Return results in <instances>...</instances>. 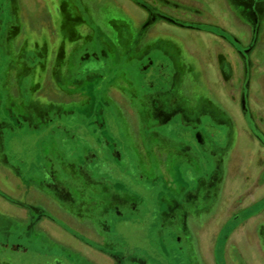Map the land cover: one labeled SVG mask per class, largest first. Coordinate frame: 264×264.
<instances>
[{"label":"flooded vegetation","instance_id":"obj_1","mask_svg":"<svg viewBox=\"0 0 264 264\" xmlns=\"http://www.w3.org/2000/svg\"><path fill=\"white\" fill-rule=\"evenodd\" d=\"M84 1L66 0V4L57 2L58 6L56 4L53 7L59 13L62 9L66 11V7L70 8L68 10L70 12L66 11V17L73 16L72 18L77 21L78 25H76L75 31L76 33L80 32V37L84 33L83 39L88 36L86 32L91 33L93 27H88L90 22L87 17H80L78 12L79 14H88L95 9L89 6L85 7ZM120 2L130 5L138 11L137 17L132 16L140 24L137 34L134 35L136 33L134 25L131 30L133 35H128L127 30L126 43L123 44L122 51L114 47L115 44L112 41L109 43L110 45L102 41L104 46L100 49L97 48L93 52L84 54L81 64L76 68L73 76L70 74V62L64 57L66 46L61 40L48 36L41 38V42L35 41V44L29 38L26 40V43H31L33 46H37L40 42L43 51H47L50 43H55L53 56L47 58L48 63L54 66L49 65V71H46V66L44 67L45 84L52 85V87L49 85L52 91L48 95L45 92L41 98L35 96L34 94L41 83L37 82L35 87L32 68L26 67V64L33 65L35 59L28 58L27 61L22 62L26 76L32 75L31 78L29 77V83L27 82L30 94L27 98L28 102L25 103L26 106L22 107L21 114L13 116L15 121L20 119V125L24 122L28 128L35 127L41 122L48 125L52 134L50 142L53 147H56L57 143L67 145V139L73 138L74 144L68 145V150L63 153L71 163L70 158L73 154H76L79 160L85 157L87 161L91 154V151L87 149L88 145L92 147L98 144L100 157L92 153L93 157L96 155L103 165H108L103 157L111 158L120 164L123 159L119 157V153L112 150L108 143L103 141V137L109 132L104 121V106L101 105L111 104L127 121L126 129L128 133L129 131L131 133L130 149L133 151L135 159H125V162L130 166L131 175L139 178L141 172L148 173L146 171H149L153 175L159 176L157 173L160 171L162 177L173 181L171 178L173 170L179 168V166L173 167V155L176 150L171 143L163 146L160 140V137L162 138L161 130L158 129L159 123L156 119L160 111L162 114L163 110H160L154 101L152 103L148 101L147 106H144V94L137 96L134 85L128 80H124V76L119 77L116 72L112 73L111 70L107 74L108 66H106L105 55L107 54L111 58L109 69L113 68V64L116 63L115 59L121 57V53L127 52H129V57L147 52L151 64L153 59L150 58L152 56L149 54L150 47L153 45L165 46L167 50H173L174 65H177L179 75L188 82V85L185 81L182 84L180 78L176 86L178 89L185 87L186 91L190 81L199 80L193 76L194 64L199 61L198 54L195 47L191 48L187 44L185 46L175 42L174 37L182 38L176 35V31L179 35L181 32L192 31L193 34L202 36L201 40L206 42V49L210 47L208 44L210 40L215 43L223 42L219 46L215 44V47L208 52V57H204L209 64L208 68L214 85L211 87L208 84L207 90L202 88L203 93L200 98L203 103L201 104H205L206 107L207 104L210 105L209 111H214L218 116L222 113L224 116L234 113L240 122L245 125L250 124L264 134V98L262 96L264 94V67H262L264 49L256 51L258 48L256 41L260 39L259 35L264 27V0H224L226 7H222L223 3H220V7H208V9L197 7L198 3L194 0H120ZM89 17L93 20L92 14H89ZM237 19L245 27L238 23ZM200 24H205L210 28L202 29L203 26L200 28ZM215 32L219 35L214 34ZM238 34L241 35V38L237 37ZM226 37L229 38L226 39ZM77 44L74 39V44L69 46L68 50L71 51ZM26 45L20 44L17 51L23 52ZM142 51L144 52L142 53ZM111 53L114 54L115 59L110 55ZM91 57L92 59L89 60ZM212 57L217 65L216 68H214V61H211ZM145 66L143 67L145 68ZM163 66L164 64H159L157 72L161 73ZM98 72H101L99 76ZM26 76L24 77L26 78ZM103 78L108 79L106 84L109 82L106 89H103L104 87L102 88V85H99L97 81ZM117 78L123 80L120 88L114 86ZM10 82V87H13L11 80ZM31 82L34 85H30ZM92 83L96 88L92 86ZM86 88H91V95L87 94ZM127 89L129 93L126 92ZM94 91L96 93L93 96ZM212 92H217L219 97L222 96L228 103V108L223 109L219 102L217 103L218 107L213 108ZM179 94L181 95L180 92ZM97 102L99 104L95 106ZM169 104L168 110L172 109L170 112H178L179 109L184 114L185 120L190 119L189 114L192 113L190 105L181 109L180 106L176 107L173 101ZM164 110L166 111V109ZM246 114L250 123L245 117ZM77 116L86 119L84 124L87 123L84 128L90 134L89 136L82 133L83 127L72 125L69 121L70 118ZM198 116L196 121H199ZM220 120L225 121L222 118ZM231 124L230 127L233 129L235 126ZM24 126L22 125V127ZM10 129L14 131L13 126L12 128L10 126ZM201 136L198 133V137L201 138ZM112 138L114 140L115 137L112 136ZM4 140L5 138L0 132V178L3 177L0 179V245H3L0 247V264H160L159 262L162 260H159L158 254L149 258L152 260L149 262L133 251L123 252L114 249L113 237L110 234L112 227L108 215L110 212L119 214L120 206L130 205V198L134 199L133 193L131 191L127 193L125 184L121 182L125 175L109 174L110 176L105 175L108 178L101 181L93 180L94 178H88L92 164H86L85 175L87 178H84L83 175L72 170V164L61 163V152H58L56 156L59 167L61 164L67 165L65 168L70 173L58 174V165L49 166V163H44L38 170L34 169L35 171L32 173H26L22 171L19 164L9 163L11 160L5 152ZM257 145L260 144L257 143ZM170 148L171 151H169ZM260 149H263L262 145H260ZM128 155L130 154L128 153ZM230 156V153L226 154L227 166ZM126 157L128 156L126 155ZM189 161L186 162V165H191L190 163L193 162L191 159ZM175 164L177 165L178 162ZM187 171L189 168L186 169ZM222 173H227V170L224 169ZM200 182L201 178L196 181L194 187L185 184V187L180 189L183 194L182 201L187 204L184 209L181 201L176 197L171 199L167 197V201L163 203L160 199L158 201L156 213L161 214L167 211L166 214L173 223L174 235L181 219L184 221L183 227L179 229L185 232L187 242L184 249L179 248L180 253L175 257L177 262L179 264H189L190 261L191 264L193 261L197 264H220L221 262V264H250L247 259L239 258L241 251L238 240L244 238V243L247 244L246 240L249 242L248 247L256 246L255 250L260 253L257 258L263 263L264 221L258 225L249 223L250 227L245 226L244 228L245 223L237 224L229 231L232 232L231 237H229V233H225L221 261L219 260L216 239L218 240L222 228L221 222L224 224L225 218L236 214L233 207L240 201L230 195L228 190H226L228 194L225 197V193H223L225 191V174L223 176L220 174L217 179H213L211 183L205 185L203 189L205 192H202ZM259 184L256 182L255 185ZM171 185L173 188L168 191L177 193V184ZM199 193L205 194L203 197L206 202L192 208L195 205L191 206L194 198L198 204ZM133 208L135 209L136 205H133ZM255 226L257 234L259 233L258 236L254 233ZM234 231L236 233L233 234ZM179 239L180 237L177 240ZM165 251L168 254L167 249ZM177 252L174 251L169 256L171 254L175 256ZM13 257H15L14 261ZM164 264H168L167 261L166 263L164 261Z\"/></svg>","mask_w":264,"mask_h":264},{"label":"rangeland","instance_id":"obj_2","mask_svg":"<svg viewBox=\"0 0 264 264\" xmlns=\"http://www.w3.org/2000/svg\"><path fill=\"white\" fill-rule=\"evenodd\" d=\"M194 1L198 3L197 7L201 9L213 8L215 6L218 8L221 6L220 3H223L222 7H226L224 0ZM57 2L59 4L61 2L66 4V0H0V132L5 138V152L9 160H11L9 163L19 164L22 171L26 173H32L35 171L34 169L38 170L44 163H49V166L58 165V174L65 175L67 172L70 173L65 168L67 165L61 164V167H59V161L57 162L58 159L56 157L58 152H61V163L67 162L72 164V170H75L81 176L83 175L84 178H87L85 175V172H87L86 164H92L88 178H94L93 180L101 181L108 178L109 174L125 175L122 177L121 182L125 184L127 193L130 191L133 193L134 199L130 198V205L120 206L119 214L110 212L108 215L112 227L110 234L113 237L114 249H119V251L122 250L123 252H129L128 250L133 251L135 254L146 258L149 262H152L150 260L151 257L158 254L159 260H162L161 262L158 260L160 264H164V261L165 263L167 261L168 264H179L175 257L180 253L179 248L184 249L186 247L187 241L185 232L179 229L183 227V219L179 222L178 230L174 235L173 223L168 218L167 211L161 214L156 213L159 199L163 203L167 201V197L170 199L176 197L181 201L180 203L184 209L187 207V204H185V201H182L183 194L180 192V189L185 187V184H190L194 187L196 181L201 178L200 187L202 192H205L203 190L205 185L211 183L213 179H217L220 174L221 176L225 174V191H223L225 197L228 194L226 190H228L231 193L230 195L239 199L240 203L233 207V211L236 214L225 218L224 224L221 222L222 228L220 229L218 240L215 238L218 258L221 261V250L225 242V238H223L225 233H229L228 235L231 237L232 232L229 231L236 227L235 225L237 224L245 223L244 228L245 226L250 227L249 223L258 225L261 221H264V134L258 128L249 124L247 114L245 117L249 125H245L239 119H236L234 113H231L229 116H224L223 113H220L221 115L218 116L214 111H209L210 105L207 104L206 107L205 104H201L203 103L200 98V95L203 93L202 88L207 90L208 84L211 87L214 85V80L208 68L209 64L204 57H208V52H210L211 48L215 47V44L219 46L223 42L218 43L216 41L217 43H215L210 40L208 43L210 47L206 49V42L201 40V35L193 34L192 31L181 32L179 35L178 31H176V35L182 38L179 39L175 36V42L185 46L187 44L191 48L195 47L199 59L194 64L193 72V76H196L199 80L190 81L186 91L185 87L178 89L176 86L180 78L182 84L185 79L179 75L177 65H174L175 54L172 53L173 50H167L165 46L153 45L150 47L149 51H151L148 52L152 55L150 57L153 59L151 64L147 52L144 54L138 53L139 55L134 57H129V52L121 53V57L116 59L114 54L111 53L110 55L114 56L116 63L113 64L112 69H109L111 58L107 54L105 55L106 66H108L106 68L107 74L111 70L112 73L116 72L119 77L124 76V80H128L134 85L137 96L138 94H144L145 102H142L144 106H147L148 101L150 103L154 101L155 105L160 110H163L162 114L160 111L156 119L159 123L158 129L161 130L162 138L160 137V140L163 146L171 143L174 146V150H176V153L173 155V167L179 166V168L173 170L171 177L173 181L162 177L160 171L157 173L159 176H155L149 171H146L148 173H145V171L141 172L139 178L131 175L129 171L130 166L125 162V159L128 158L130 160L135 159V155L130 149L131 133L130 131L128 133L126 129L127 121L119 115L120 112L111 104H107L106 106L101 105L104 106V121L106 129L109 132V135L106 134L103 137V141L106 144L108 143V146L112 150L119 153V157L123 159L121 163L117 164L115 160L103 157L105 158L103 160L108 164L103 165V162H100L97 158V156L100 157L98 144L92 147L88 145L87 148L91 151V154L94 153L97 156L93 157L90 154V157L86 161L85 157L79 160L76 154H73L70 158L71 163L64 156L66 154L63 153L68 150V145L74 144L75 140L73 138L67 139V145L57 143L56 147H53V144L50 142L52 134L49 131L48 125L41 122L35 127L28 128L22 122V125H25L22 127L19 122L20 119L15 121V118H13L14 115L21 114L22 107L28 102L29 99L27 100V98L30 94L27 82L29 83V77L31 78L32 75L26 76V73L23 71L22 62L27 61L28 58L35 59L33 65L26 64V67L32 68L35 87L37 82L40 81L41 83V86L34 94L41 98V95L45 92L48 95L52 91L49 87L50 84H45L44 67L46 66V71H49L50 64L47 58L52 57L55 50V43L53 42L48 45L47 51L42 50L43 47L41 48L40 42L44 36L56 37L66 46L64 57L70 62V74L73 76L76 68L80 66L81 59L85 53L93 52L97 48L100 49V47L104 46L102 41H105L104 43L108 45L112 41L115 44L114 47L122 51L124 48L123 44L126 43L125 34L127 30L128 35H133L131 30H133L134 25L136 27L134 35H136L140 24L132 18V16L137 17L138 11L130 5L122 4L120 0H85V7L89 6L95 9L93 12L85 13L86 15L84 13L79 14L78 12L80 17H87L90 22L88 27H93L91 33L86 32L88 36L83 39L84 33L80 37V32L76 33L75 31L76 25H78L77 21L72 18L73 16L66 17V11L70 8L66 7V11L62 9L59 13V11L53 8L56 4L58 6ZM72 13L75 14L74 12ZM89 14H92L93 20H91ZM238 23H241L245 27L241 21L238 20ZM200 26V28L203 26L202 29L210 28L205 24H200ZM263 30L260 32V39L256 41L258 47L256 51L264 49ZM214 34L219 35L216 32ZM240 36V34L237 35V37ZM28 38L34 42L33 44H35V41L40 42H38L37 46H33L30 42V44L26 43ZM228 38L226 37V39ZM74 39L78 44L73 46L74 48L69 51L68 47L74 44ZM256 43L254 42V44ZM20 44L23 46L27 45L24 47L23 52L19 53L17 50ZM96 52L98 53V51ZM19 56L21 57L19 58ZM213 58H211V61H214ZM91 59L92 57L89 60ZM161 63L164 66L161 68L162 72L159 73L157 72V67ZM146 64L147 66H145ZM216 67L217 65L214 61V68ZM262 67H264L263 63ZM255 72L257 71L255 70ZM98 73L99 76L101 72ZM183 73L185 75V68L183 69ZM188 76L190 75L188 74ZM10 80L12 81V85H14L13 87H10ZM97 81L99 85H102V88L104 87L103 89H106L109 85V82L106 84L107 78L98 79ZM93 82L95 83V81ZM33 83L31 82L30 85ZM94 83H92V86H94ZM122 83L123 80H118L117 78L114 86L120 88L122 87ZM186 84L188 85V82ZM50 86L52 87V85ZM94 87L96 88V86ZM18 88L20 89L19 91ZM91 88L85 89L87 94H92L90 92ZM128 91L127 89L126 92L129 93ZM178 91L181 95H178ZM95 93L94 91L93 96ZM254 94L259 96L256 92ZM212 96L214 98L212 100L214 103L213 108L218 107V102L223 109L225 107L228 108V103L222 96L219 97L217 92H212ZM262 96L264 98V94ZM95 97L97 98V96ZM172 101L176 107L180 106L181 109L190 105L192 107V113L189 114L191 116L190 119L185 120L184 114L179 109L178 112H170L172 109L168 110V106H170L169 103ZM92 102H94V99H92ZM98 104L99 102L95 103V106ZM142 108L145 109V107ZM197 116L199 121H196ZM221 118L225 121L220 120ZM69 121L72 125L83 127V134L90 135L84 128V125L87 123L85 122L84 124L85 118L77 116L70 118ZM230 122L235 126L233 129L230 127ZM170 125L171 127H169ZM214 125L215 127H212ZM10 126L11 128L13 126L14 131L10 129ZM198 133L202 135L201 138L198 137ZM112 136L115 137L114 140ZM257 143L262 145L263 149H260V145H257ZM169 151H171V148ZM227 153L231 155L228 166L226 160ZM190 159L193 162L190 163L191 165H186V162H190ZM74 162L75 164H73ZM176 162H178L177 165L175 164ZM187 168H189V171L186 172ZM224 169L227 170V173H222ZM110 170L111 173H109ZM112 180L114 181L113 178ZM256 182L260 184L255 185ZM175 183L178 186L177 193L174 191L169 192L168 190H172L173 188L171 184ZM199 194L197 199L198 204H196V198H194L191 206L195 205L192 208L206 202L203 197L205 194ZM133 205H136L135 209ZM249 230L251 231V229ZM179 237L180 239L177 240ZM245 242L249 244L248 240ZM247 244L243 241L241 242L240 246L242 245V249H244L241 250V253L244 251L247 254L246 257L251 258V264H253L260 253L253 247H248ZM0 247H3V245H0ZM165 249H167L168 254H166ZM174 251H178L177 254L169 256ZM14 259L15 257H13V261ZM189 264H191V261ZM192 264L197 263L193 261Z\"/></svg>","mask_w":264,"mask_h":264},{"label":"crops","instance_id":"obj_3","mask_svg":"<svg viewBox=\"0 0 264 264\" xmlns=\"http://www.w3.org/2000/svg\"><path fill=\"white\" fill-rule=\"evenodd\" d=\"M256 229H257V228H256V226H255L254 233L256 234V236H258L259 233L257 234L258 231H256ZM238 238H240V237H238ZM257 238H258V237H257ZM243 239H244V238H242V241H243ZM238 241H239L240 251H241V250H244V249H242V245L240 246V244H241V242H242L241 239L238 240ZM227 244H228V242H227ZM255 247H256V246H254L253 248L255 249ZM240 253H241V252H240ZM246 255H247V254L243 251V253L240 254V257H239V258H240L241 260H244V259L241 258V257H243V258H245V260L247 259V260L249 261V263L251 264V258H249V257L247 258ZM260 263H261V262H260V260H259L258 258H257V260H254V262H253V264H260ZM263 264H264V262H263Z\"/></svg>","mask_w":264,"mask_h":264}]
</instances>
